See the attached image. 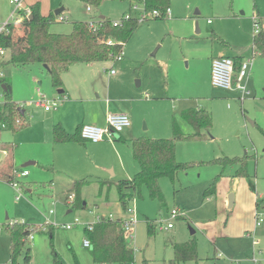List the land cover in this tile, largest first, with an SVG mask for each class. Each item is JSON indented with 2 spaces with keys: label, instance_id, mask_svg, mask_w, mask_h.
Masks as SVG:
<instances>
[{
  "label": "rangeland",
  "instance_id": "374dc122",
  "mask_svg": "<svg viewBox=\"0 0 264 264\" xmlns=\"http://www.w3.org/2000/svg\"><path fill=\"white\" fill-rule=\"evenodd\" d=\"M36 1L41 12L48 8L53 12L56 8H65L66 20L51 23L52 30L58 28L66 30L64 32L70 30V23L90 18L96 20L101 15L118 20L131 7L127 0H102L97 7L87 11L79 0ZM30 2L33 0H24L23 5L28 7ZM169 9L164 18L138 23L122 47V59L77 63L68 69L73 76V85H87L90 95L94 87L99 88L101 82L103 85L101 74L107 78L109 70L113 69L120 75L121 80L114 83V89L129 96L139 94L143 99L136 104V121L132 124L138 135L171 136V118H174L181 131L189 136L194 129L181 118L183 109L201 108L211 115L212 125L207 137L177 141L176 159L192 165L187 171L179 172L174 181L168 177L159 179L162 199L150 198L143 186L141 195L128 201L126 208L134 211L136 220L132 229L133 240L127 239L134 249L133 264H142L143 260L148 264H169L173 257L171 243L184 242L188 238L196 240L197 258L178 264H254L253 259L264 264V56L258 55L257 50L251 53L255 34L253 19L264 28V0H170ZM12 10L8 0H0L2 17ZM4 21L0 20V23ZM216 35L228 40L233 48L245 49L244 56L251 58L249 77L246 78L249 93L241 99L237 91L211 86L210 58L217 45ZM5 73V82L11 86V99L19 105L24 103L23 110L29 113L25 115L26 121L34 125L40 122L43 108L26 104L35 100V89L38 87L47 101L60 96L50 82L44 63L36 58L24 63L20 60L9 62ZM77 76L83 78L74 79ZM2 101L0 95V103ZM54 111L51 110L50 114ZM33 136L36 137L35 132L23 127L0 131V145H13L11 174L21 170L29 172L18 178L23 190L22 197L16 200V193L4 177V170H0V264H11L10 238L4 224L13 220L26 222L31 227L32 239H27L26 243L30 248V264H51L52 251L63 264H105L93 263L91 248L83 246L86 239L84 227L94 223L97 216L125 217L115 183L132 175L121 171L115 156L114 163L105 170L82 173L78 170H84L86 166L93 168L94 163L84 153L75 152L57 156L60 169L56 172L46 163L54 156L52 147L27 143ZM7 150L10 152L11 147ZM23 150L39 154L38 166L22 167ZM224 155H246L248 176L235 177L236 167H226L222 172L218 164H198ZM3 159L0 151V161ZM129 159L137 167L132 156ZM7 161L4 162L6 170ZM40 166L50 167L53 173ZM107 169H112L114 174ZM217 175H220L221 184L216 185V193L205 196ZM82 179L88 181L80 192L84 207H74L73 199L68 200L65 196L70 193L72 180ZM101 181L105 182L102 191ZM49 182L56 184L53 190L43 187ZM65 189L67 193L64 194ZM228 189H232L229 193L233 194L230 208L227 206ZM254 197L258 201L256 211L262 217L257 229L254 228ZM174 207L181 208L186 218L171 219L170 210ZM50 210L52 214H48ZM146 219L153 226L152 234L147 232ZM169 221L172 228L161 227ZM67 224L72 225L71 228H65ZM50 228L52 238L48 233ZM23 254L22 248L16 264H21Z\"/></svg>",
  "mask_w": 264,
  "mask_h": 264
},
{
  "label": "trees",
  "instance_id": "16d2710c",
  "mask_svg": "<svg viewBox=\"0 0 264 264\" xmlns=\"http://www.w3.org/2000/svg\"><path fill=\"white\" fill-rule=\"evenodd\" d=\"M85 5L97 7L102 0H80ZM131 5H140L145 12L156 10L158 15L155 19L164 18L166 10L169 9L170 0H128ZM39 2H35L30 6L31 18L27 20L26 26L23 27V34L18 38L13 29L12 36L5 40V45L11 47L13 54L12 62L18 60L27 62L28 59H39L47 65V73L53 86L61 85V72L73 62L80 61L82 53L84 61H104L113 58L120 51L126 41L132 36L134 30L138 26L136 18L122 20L119 26H113L111 20L107 17L99 18V26L91 28L86 23L78 25L80 29L79 40L80 46L77 48V55L65 52L55 48L48 41L33 42L34 32H46L44 25L56 18L53 13L42 15L40 13ZM36 28V30H35ZM111 43L108 44L107 41ZM252 46L261 56H264V31L261 30L252 37ZM54 51L58 58L47 57L48 51ZM242 61L241 58H234V70L238 71ZM4 81V80H3ZM6 89L3 90V101L0 104V127L2 129L17 130L27 124L25 120L16 119L21 116L20 109L10 97L11 86L5 82ZM181 118L189 123L194 132L192 135H185L177 122L172 120V136L169 138H151V137H135L130 140V148L132 158L138 165V171L131 178L120 179L115 183L118 194V202L122 211L127 209L128 201L136 196L141 195V188L147 189L150 198L162 199V192L159 186L161 177H168L174 181L179 172H185L192 165L189 162H180L175 157V146L177 141L188 138L202 139L207 137L206 133L212 125V118L208 111L201 108H185L180 113ZM80 128L77 133L70 135L66 133L62 127L53 126L54 140L64 142L69 140H84L80 136ZM247 156L218 157L212 161H202L198 164L214 163L221 167L222 172L226 167H236V177H247ZM220 179V175L213 178L209 188L205 191V196L214 195L216 185ZM9 177L7 178V181ZM88 181L85 179L74 181L72 190L74 191V199L72 205L74 207H84L80 200L81 187L86 185ZM101 187L105 185L100 182ZM147 232L153 233V226L148 223ZM122 219H112L110 217L103 218L91 224V228L84 227V234L90 243V255L93 263L105 264H133L134 249L129 245L124 235L122 227ZM5 230L10 238V259L11 264H16V257L20 250L24 249L21 264H30V248L27 246V237L31 233V227L28 223L22 221H14L4 224ZM50 238H52V228L48 230ZM173 257L169 260V264H178L187 260L197 258V243L194 238L180 243L172 244ZM63 264L59 256L52 251V263ZM142 264H148L146 260Z\"/></svg>",
  "mask_w": 264,
  "mask_h": 264
},
{
  "label": "crops",
  "instance_id": "0c3cea01",
  "mask_svg": "<svg viewBox=\"0 0 264 264\" xmlns=\"http://www.w3.org/2000/svg\"><path fill=\"white\" fill-rule=\"evenodd\" d=\"M23 1L24 0H22V3H23ZM35 2H37V1L33 0V2H30L31 3L30 6ZM8 3H9V0H8ZM81 3H83V2H81ZM128 3L130 4L129 1H128ZM9 5H11V4L9 3ZM134 5H138V4H134ZM11 6H13V5H11ZM30 6L25 7L23 5V7L28 8L29 11H30ZM130 6L131 7L128 9V12L126 14H130L132 16L131 18H133V17L136 18V16H138V14H139V10L133 9L131 4H130ZM85 7H86L87 11H91L90 6L85 5ZM131 8L133 9V11L131 10ZM64 9L65 8H63V7H59V8H56L54 10V12H53V10H51V8H48V10L46 12H43V11L41 12V10L39 9L40 13L42 15H46V14L51 12L56 16V18L54 20H52L51 22L44 25V28L46 30L45 34L40 33V32H34L33 42L38 43L40 41H48L49 40L55 48L61 49V50H66L65 52L68 51L67 53L77 55V51H78L77 48L81 44V42L79 40L80 29L78 28V25L81 23L87 24L89 20H87V21L85 20L82 22L70 23V27H69L70 30H68V32H64L66 30H60L58 28L55 30H52L51 29V23L52 24L55 22H57V24H58V22L60 23L61 20L59 19V17H63V19L66 20V16L63 14ZM55 11H57V13H55ZM11 12L8 13L7 15H4L3 17L0 15V20H3V21L7 20L10 16ZM126 14L124 13L119 19H121ZM17 15L21 19V21L19 23H17L16 25L11 26V30L13 29V31H14L13 33H15L16 37L19 38L23 34V26H26L27 23H25V22H27V20L29 19L30 13L27 17H25L24 10H19L17 12ZM103 17H106V16L101 15L96 20H99V18H103ZM111 21H113V20H111ZM145 21H148V20H145ZM11 30H10V35L8 37L12 36V34H13V33L11 34ZM35 30H36V28H35ZM262 30L264 31V28ZM215 38L217 39V45H215V48H214V55L210 58V66H211V60L214 57H218V56H227V57H230L232 59L238 57V58H241L242 62L245 60L251 59L250 57L244 56V54L247 53V51L245 49L239 50V49L233 48L228 40L224 39L223 37H221L219 35H216ZM3 44L5 45V41L3 42ZM5 46L7 47L8 50H7V62L3 66L4 73H5V68L8 65V63L12 62L11 55L13 54L11 47H9L7 45H5ZM121 50H122V48H121ZM251 50H252L251 53L253 54V51L255 49L253 48ZM254 53H255V51H254ZM257 54L260 55L259 52H257ZM47 57L58 58V55L54 51L49 50L47 53ZM80 57L82 58L80 61H76V62L69 64L67 66V68L61 72V74H60L61 75V85L60 86H53L52 85L53 87H55V92L60 94V96H53L50 99H61L62 98V103L59 106V109L56 108V109L45 110L42 107L44 110V113H42L43 118L40 120V122H38L37 124L34 125V124H30V123H28V121H26L25 115H27L29 113L27 111L23 110V107L25 104L23 105V107L20 108L19 104L15 102L17 105V108H19L20 111H23V112H20L21 116L17 119L25 120L27 122V124L25 126H23V128L29 132H35L36 133V137L33 136L32 138H30L26 142L27 143H34V144H38V145H42V146L46 145L47 148H48V146L52 147V150H53L52 154H54V156L51 158L50 162H46V163L50 164L53 167V169L56 170V172H59V169H60L59 166L57 165V162H56L57 156H60L65 152H72V153L75 152V153H80V155H82L84 153L85 155L88 156V159L94 163L93 168H90V167L88 168L86 166V168H84V170H78V171H83L82 173H85V174L86 173H95V171H97L98 169L99 170H105V168L109 167V165L114 163V161L112 159L114 158L113 156H115L116 162L118 163L121 171L126 173V175H132L133 176V174L138 171V165H136L137 167H135L134 163H132V161L129 159V157L132 156L131 148H130V140L132 138L140 137L143 135H138V132H136V130L132 127V124L136 121V104L139 102H142L143 99L141 96L139 97V94L129 96L125 92L120 93L119 91H116L114 89L113 85H114V83L120 82L121 77H120V75L116 74L115 71H114V73H110L111 69L109 70L110 75L107 78H105L101 74V77H102L101 79L103 81V85L101 82L99 88L97 86L93 88L92 91L95 92V95L93 94V92L91 95L89 94V92H91L90 88L85 84L83 85V87H81V86L78 87L77 84L73 85V76L70 73H68V69L72 65L77 64V63H85V64L93 63V62L84 61L85 56L83 53ZM94 62H97V61H94ZM209 74H210V70H209ZM5 76H6V73H5ZM248 77H249V70H248ZM77 78L81 79V78H83V76H77L74 79H77ZM3 80L4 81H2V84H5V78ZM214 88H217V87H214ZM38 89H39L38 87L35 89L36 97H37V90ZM217 89H222V88H217ZM223 90H228V89H223ZM28 102L26 104H28ZM28 105H30V104H28ZM51 110H55L54 113L50 114ZM119 112L127 113L128 116L130 117L131 123H130L129 127H126L120 133H112L111 140L104 139V140H101V141L95 142V143L91 142V141H87V140H81V141L69 140V141H64L66 143H61V144L56 143L57 141L54 140L53 126H55V125L62 127V129L66 133L73 135V134L77 133L79 127H81L83 124H94V125H98V126H104L106 124V117L108 114L119 113ZM33 118H34V116L32 117V119ZM173 119L174 118H171V131H172V120ZM165 128H167V127H165ZM171 136H172V132H171ZM171 136H160V137H155V138H169ZM143 137H145V136H143ZM151 138H153V137H151ZM9 147H11L10 152H9V150H7V149H9ZM12 150H13L12 144H1L0 145V151H1V153H3V158H4L3 160L0 161V170H4L3 171L5 173L4 177L6 179L12 175L11 174V171L13 169ZM41 151H43L42 153H44V150H41ZM38 155L39 154L29 152L28 150H23V165H24V163H26L28 161H33V164L38 166V164H37L38 159H39ZM6 159L8 160L7 161V164H8L7 170L4 169V166H5L4 162L6 161ZM94 160L97 161L98 163L96 164V162ZM43 161H46V160H43ZM23 165H22V167H24ZM97 165L98 166L102 165V166L98 167ZM40 167L46 171H49L50 173H53V169H51L50 167H47V166L46 167L40 166ZM77 167H80V165L78 163H77ZM108 171L111 172L112 175L114 174L112 172V169H109ZM1 172L2 171H0V173ZM28 174H29V172L27 173V175ZM132 176H130L129 178H131ZM121 179H127V178H121ZM50 181L52 182V179ZM51 182L47 183L46 185H43V187H46L49 190H51V189L53 190V188L56 186V184L52 185ZM73 182L74 181L72 180V182H71L72 185H73ZM101 182H103V181H101ZM217 184L220 185L221 181L220 182L218 181ZM72 185H70L71 186L69 188L70 191L69 190L68 191L70 193L72 192L74 194V191L72 190ZM104 186L101 187V184H100L101 191H102ZM108 187L109 186H106L107 189H108ZM67 189L63 190L64 194L67 193L66 192ZM231 190L232 189H228V193ZM29 192H30V190H29ZM80 192H81V190H80ZM68 194L69 193H67L65 197H67ZM253 199H254V205L256 207L255 211H253V213L255 214V217H256V213H258L256 211L258 201H257V197H256V199H255V197ZM83 205H84V202H83ZM174 208H179V207H174ZM50 211L48 212V214L53 213L52 210H50ZM184 218H186V216ZM12 222H14V220L10 221L9 223H12ZM260 226H261V223L259 225H257L256 219H255L254 228L257 229ZM189 239H191V238H188V240ZM173 243H180V242H173ZM173 243H171V246ZM219 255L220 254H218V256Z\"/></svg>",
  "mask_w": 264,
  "mask_h": 264
},
{
  "label": "built area",
  "instance_id": "2783aa9c",
  "mask_svg": "<svg viewBox=\"0 0 264 264\" xmlns=\"http://www.w3.org/2000/svg\"><path fill=\"white\" fill-rule=\"evenodd\" d=\"M9 3L13 5V11L11 12L9 18L5 20L4 22L0 23V85L2 84L3 79L5 78V73L3 70L4 64L7 62V47L3 44L5 39L10 35L11 26L16 25L21 21V19L18 17L17 12L19 10H24V15L27 17L30 13L28 8L23 7L22 0H9ZM133 9L139 10V14L137 16L138 23L143 22L145 20L152 19L153 17L158 15V12L156 10H153L152 12H145L142 7L139 5H132ZM89 9V8H88ZM169 14V9L166 10V15ZM132 16L130 14H126L122 17V20H128ZM60 20L63 19V17H59ZM121 19L119 20H113L111 21L113 26H119L121 24ZM88 26L91 28H95L96 26H99L100 22L98 20H92L89 19ZM253 29L254 33H258L263 29L259 25V21L256 19H253ZM108 44L111 43L110 40L107 41ZM123 52L120 49V51L116 54V59H122ZM251 64V59L245 60L241 63L240 68L238 71L234 70L233 65V59L227 56H218L214 57L211 60V66H210V82L211 85L217 88L222 89H228L230 91H237V93L240 94V99L243 98L245 95H248L249 91L246 87V78L248 77V70ZM110 73H114V70L111 69ZM245 79V80H244ZM3 89L0 93L2 95ZM62 103L61 99H50L46 100V96L43 92H41L39 89L37 90V97L33 101H29L28 104H33L35 106L43 107L45 110L49 109H56L58 106H60ZM1 104V103H0ZM24 103H21L19 107H23ZM16 123H19V119L16 120ZM131 121L127 113H110L106 117V124L104 126H98L94 124H83L80 128V136L82 139L91 141V142H99L104 139L111 140L112 133H120L123 131L126 127H129ZM1 125L0 127H2ZM28 173L27 170H21L19 173H16L13 171L12 175L9 177L8 182L11 184L12 188L14 189L16 195L15 199L18 200L22 197V190L23 187L18 180V178L26 176ZM14 174L16 177H14ZM68 200L74 199V194L69 193L66 197ZM51 212V211H50ZM125 217L122 218V227L124 230V235L126 239L133 240L132 236V229L134 224L136 223L134 211L130 208H127L125 210ZM185 213L180 210L179 208H173L170 210V217L171 219L182 217ZM107 217H111V215H108ZM106 217H99L97 216L96 221L101 220ZM262 221V217L259 213H256V224L259 225ZM172 222L169 221L166 223L165 226H161L162 228H171ZM89 228H91V224L87 225ZM65 228L69 229L71 228L70 224L64 225ZM27 239H32V234L30 233L27 237ZM83 245L85 247H90V243L87 239L83 241ZM254 264H261L256 259H253Z\"/></svg>",
  "mask_w": 264,
  "mask_h": 264
},
{
  "label": "water",
  "instance_id": "95a60500",
  "mask_svg": "<svg viewBox=\"0 0 264 264\" xmlns=\"http://www.w3.org/2000/svg\"><path fill=\"white\" fill-rule=\"evenodd\" d=\"M55 13H57V11H55ZM30 18H31V15L29 16V19ZM196 32H198V29L196 30ZM44 67L47 68V65L44 64ZM1 87H2L3 90L6 89L5 84H2ZM20 112H23V111H20ZM30 164H33V161H28V162L24 163L23 166H27V165H30ZM232 205H233V194L229 193L228 197H227V206L230 208V207H232ZM193 232L194 231L191 230V233H193Z\"/></svg>",
  "mask_w": 264,
  "mask_h": 264
}]
</instances>
